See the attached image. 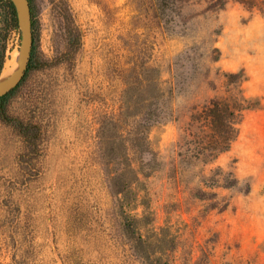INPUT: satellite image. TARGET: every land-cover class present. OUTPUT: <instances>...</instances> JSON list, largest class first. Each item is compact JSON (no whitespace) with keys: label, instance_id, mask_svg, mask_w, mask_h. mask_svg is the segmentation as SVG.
<instances>
[{"label":"rangeland","instance_id":"374dc122","mask_svg":"<svg viewBox=\"0 0 264 264\" xmlns=\"http://www.w3.org/2000/svg\"><path fill=\"white\" fill-rule=\"evenodd\" d=\"M213 1L28 0L30 60L0 104V264H264V12ZM21 55L19 23L5 63ZM146 68L167 99L135 150ZM212 101L241 107L234 138L197 157Z\"/></svg>","mask_w":264,"mask_h":264},{"label":"trees","instance_id":"16d2710c","mask_svg":"<svg viewBox=\"0 0 264 264\" xmlns=\"http://www.w3.org/2000/svg\"><path fill=\"white\" fill-rule=\"evenodd\" d=\"M157 1L162 5L166 0ZM234 1L248 10L257 8L261 12H264V0ZM224 2L225 0L213 1L211 7L219 9L224 6ZM15 32H19L16 8L11 0H0V74L6 59L8 38ZM145 71L147 72V78L145 79L146 97L142 102H135V105L142 104V113L134 115V118L141 116L140 123L134 120V132L131 144L135 150L140 149L145 143L146 146L148 145L147 138L144 135L150 127L159 121L161 114H163V101L167 99V92L161 87L159 78L155 75L153 76L155 70L146 68ZM10 92L0 98V104L8 97ZM240 108L239 104L236 103L230 105L225 102L212 101L211 106L206 110L193 115V124H197L196 129L200 130L198 134H193V139L195 138L198 148L197 157L214 158L218 153L227 150L234 138L232 126L235 116L234 112L239 111ZM204 125L209 129L208 134L202 130ZM134 179L135 181L138 180L136 171H134Z\"/></svg>","mask_w":264,"mask_h":264},{"label":"water","instance_id":"95a60500","mask_svg":"<svg viewBox=\"0 0 264 264\" xmlns=\"http://www.w3.org/2000/svg\"><path fill=\"white\" fill-rule=\"evenodd\" d=\"M14 4L18 23H20L21 37H22V55L19 61V67L8 84L0 88V98L12 91L22 80L27 69L32 48V30H31V16L28 0H11Z\"/></svg>","mask_w":264,"mask_h":264},{"label":"bare ground","instance_id":"6f19581e","mask_svg":"<svg viewBox=\"0 0 264 264\" xmlns=\"http://www.w3.org/2000/svg\"><path fill=\"white\" fill-rule=\"evenodd\" d=\"M17 69L15 58L7 60L0 76V88L11 82Z\"/></svg>","mask_w":264,"mask_h":264}]
</instances>
